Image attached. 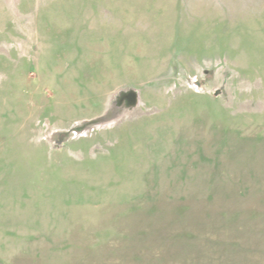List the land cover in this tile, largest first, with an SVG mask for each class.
<instances>
[{
	"label": "rangeland",
	"instance_id": "1",
	"mask_svg": "<svg viewBox=\"0 0 264 264\" xmlns=\"http://www.w3.org/2000/svg\"><path fill=\"white\" fill-rule=\"evenodd\" d=\"M0 264H264V0H0Z\"/></svg>",
	"mask_w": 264,
	"mask_h": 264
}]
</instances>
